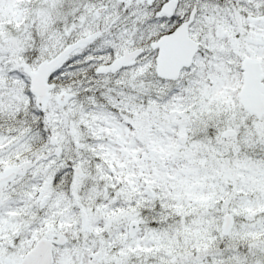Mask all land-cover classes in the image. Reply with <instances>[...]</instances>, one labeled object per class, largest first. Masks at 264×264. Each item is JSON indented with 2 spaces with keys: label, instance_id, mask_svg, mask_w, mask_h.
<instances>
[{
  "label": "snow or ice",
  "instance_id": "snow-or-ice-1",
  "mask_svg": "<svg viewBox=\"0 0 264 264\" xmlns=\"http://www.w3.org/2000/svg\"><path fill=\"white\" fill-rule=\"evenodd\" d=\"M0 264H264V0H0Z\"/></svg>",
  "mask_w": 264,
  "mask_h": 264
}]
</instances>
